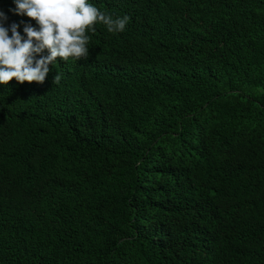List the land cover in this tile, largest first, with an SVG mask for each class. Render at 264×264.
I'll use <instances>...</instances> for the list:
<instances>
[{
	"label": "trees",
	"instance_id": "obj_1",
	"mask_svg": "<svg viewBox=\"0 0 264 264\" xmlns=\"http://www.w3.org/2000/svg\"><path fill=\"white\" fill-rule=\"evenodd\" d=\"M88 2L126 29L0 84V264H264V0Z\"/></svg>",
	"mask_w": 264,
	"mask_h": 264
},
{
	"label": "clouds",
	"instance_id": "obj_2",
	"mask_svg": "<svg viewBox=\"0 0 264 264\" xmlns=\"http://www.w3.org/2000/svg\"><path fill=\"white\" fill-rule=\"evenodd\" d=\"M17 15H27L38 23V29L25 25L22 36L19 25L13 23L4 27L7 16L0 12V84L17 82H45L50 68L57 57L67 61L69 57L87 59L86 46L91 36L85 30L94 32L90 27L97 20L109 33H120L130 22L128 15L113 16L101 11L88 0H14ZM9 30L11 38H9ZM45 50L48 55H44ZM37 57H39L37 59ZM59 73L53 83L59 84Z\"/></svg>",
	"mask_w": 264,
	"mask_h": 264
}]
</instances>
